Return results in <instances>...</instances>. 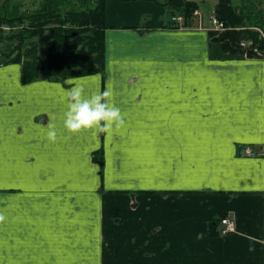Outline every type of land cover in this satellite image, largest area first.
<instances>
[{"label":"crops","instance_id":"crops-1","mask_svg":"<svg viewBox=\"0 0 264 264\" xmlns=\"http://www.w3.org/2000/svg\"><path fill=\"white\" fill-rule=\"evenodd\" d=\"M159 3L106 0L103 74L26 84L0 67V264H264V60ZM77 84L110 90L124 124L67 132ZM220 218L235 232L210 236Z\"/></svg>","mask_w":264,"mask_h":264},{"label":"trees","instance_id":"trees-1","mask_svg":"<svg viewBox=\"0 0 264 264\" xmlns=\"http://www.w3.org/2000/svg\"><path fill=\"white\" fill-rule=\"evenodd\" d=\"M125 2L137 0H123ZM167 7L170 16H182L183 27H193L194 3L187 0H148ZM106 0H42L35 9L23 10L22 6L5 0L0 6V64H20L23 83L37 80L58 81L104 72V33ZM230 0H219L215 7L217 19L224 31L210 37L220 45L221 52L231 58H260L254 49L264 51V41L259 33L245 28L243 21L256 20L254 24L264 32V10L236 14ZM254 10V8H253ZM244 13V12H243ZM3 23L9 32L1 29ZM65 24L70 27L63 28ZM172 27L176 26L172 22ZM243 32V33H240ZM43 46L37 42L45 36ZM246 35V37L244 36ZM250 43L241 47L240 43ZM0 45V46H1ZM14 45V46H13ZM6 52H9L6 54ZM221 219V218H220ZM220 220H213L208 230Z\"/></svg>","mask_w":264,"mask_h":264},{"label":"clouds","instance_id":"clouds-1","mask_svg":"<svg viewBox=\"0 0 264 264\" xmlns=\"http://www.w3.org/2000/svg\"><path fill=\"white\" fill-rule=\"evenodd\" d=\"M64 92L67 110L63 116V127L67 132L76 134L94 130L93 134L108 133L113 125L120 127L124 124L120 109L107 99L112 95L110 90L87 94L84 86L77 84L64 89ZM47 128V139L55 142L57 139L55 123H49ZM5 220L6 216L0 213V223Z\"/></svg>","mask_w":264,"mask_h":264},{"label":"rangeland","instance_id":"rangeland-1","mask_svg":"<svg viewBox=\"0 0 264 264\" xmlns=\"http://www.w3.org/2000/svg\"><path fill=\"white\" fill-rule=\"evenodd\" d=\"M15 1L24 3L26 0H15ZM161 1H164V0H161ZM187 1L196 4L197 8L200 9L201 14L203 16L202 22H203V19L205 22H208L209 25L205 23V26H203L204 23H202V27L200 26L199 28H205L206 27L207 28L206 30L209 33V37L218 35L222 31H224V30H221V31L217 30L216 31L213 28V26L211 25V23L209 22L210 16H213L216 19L218 17V14L215 13L214 10H215L216 5L219 3V0H187ZM263 2H264V0H230L231 5L233 7H235L236 9H238L236 11V14H240L239 12H241L240 15L245 14L246 12H250L251 10L254 12H258V13H259V11H263ZM12 3L14 4L15 2H12ZM30 6L31 5L29 3L27 5V7H29L28 9H30ZM253 8H254V10H253ZM22 9H24V8H22ZM0 16H1V14H0ZM255 21L256 20H253V19H246L245 21H243V26H245V28H240L239 30L248 29V30H251L253 32H257V33H259V37H261L264 41V32L262 29H259L258 27H256V25L254 24ZM69 27L70 26L68 24H65V26L63 28L68 29ZM182 27H183V25H182ZM193 27H196V24H193ZM1 29L5 32V34H7L9 32V28L4 23H3ZM240 33H243V32H240ZM46 35L47 34H45V36L43 38L37 40V42L40 46H43L45 41L48 40V36H46ZM244 36L246 37V35H244ZM3 46L4 45H1L0 48ZM8 53L9 52H6V54H8ZM244 58H246V57H244ZM1 61H3V60L0 57V62ZM5 65H7V64H0V67L5 66ZM245 155H247V154L245 153ZM253 155L254 154L251 153L250 155H247V156H253Z\"/></svg>","mask_w":264,"mask_h":264},{"label":"built area","instance_id":"built-area-1","mask_svg":"<svg viewBox=\"0 0 264 264\" xmlns=\"http://www.w3.org/2000/svg\"><path fill=\"white\" fill-rule=\"evenodd\" d=\"M193 16H195V17L198 18V21H199V27H200V26L202 25L201 13H200L199 11H195V12L193 13ZM171 22H172V23H176V24H180V23L183 22V18L180 17V16L172 17V18H171ZM209 22L211 23V25L213 26V28H214L216 31H217V30H218V31L224 30L223 24H222L221 22H219V21H218L216 18H214L213 16H210V18H209ZM240 45H241V47H243V48H246V47L249 46V44L246 43V42H241ZM254 52H255L256 54H258L259 57H260L261 59L264 60V51L261 52V51H259V50H257V49H254ZM245 57H246V55H245ZM246 154H247V155H250L251 152L248 150V151L246 152ZM221 226H222V229H221V231H220V235H223V236L228 235V234H231V233H234L235 230H236V226H235L234 221L231 220V219H229V218H223V219L221 220Z\"/></svg>","mask_w":264,"mask_h":264}]
</instances>
